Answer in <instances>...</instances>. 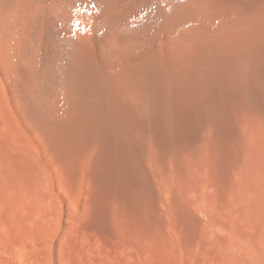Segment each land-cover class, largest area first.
<instances>
[{
	"label": "bare ground",
	"instance_id": "obj_1",
	"mask_svg": "<svg viewBox=\"0 0 264 264\" xmlns=\"http://www.w3.org/2000/svg\"><path fill=\"white\" fill-rule=\"evenodd\" d=\"M0 151L78 177L98 222L158 192L188 232L164 181L226 196L253 263L234 218L264 207V0H0Z\"/></svg>",
	"mask_w": 264,
	"mask_h": 264
},
{
	"label": "rangeland",
	"instance_id": "obj_2",
	"mask_svg": "<svg viewBox=\"0 0 264 264\" xmlns=\"http://www.w3.org/2000/svg\"><path fill=\"white\" fill-rule=\"evenodd\" d=\"M0 153V264H35L37 260L39 262L36 264H244L227 245L233 220L230 218V212L226 210V196L220 198L221 196L196 193L188 189L173 190L169 187L170 183L164 181L165 188L168 185L166 191L169 196L180 208L197 219L198 223L191 229L194 230L192 232H186L187 229L172 204L166 206L167 204L159 202L158 192L155 194L157 199L154 208L141 206L138 208L140 212L136 210L130 215L131 212L125 206L121 205V208L114 205V208L110 206L106 209L104 220L98 222L95 219L93 193L89 189L82 190V180L78 177L45 172L39 170L41 167L35 162H20L13 157L8 158L7 156H11L4 151ZM9 165H12L11 168ZM60 184L62 186H59ZM63 184L67 185V189L63 188ZM189 200L192 203L187 202ZM217 202L221 210L215 208ZM254 204H249L253 211L249 210L250 207L238 209L239 215L235 214L234 218L236 233L253 249L257 257L255 263L249 264H264V246L259 244L260 242L264 245V207L260 208L258 204ZM165 206L166 210L163 209ZM153 210L156 213L152 212ZM216 218L218 221L220 219V224H217ZM203 220L207 228L202 227ZM213 221H216V224ZM209 226L213 228L210 229ZM6 259L8 261L5 263Z\"/></svg>",
	"mask_w": 264,
	"mask_h": 264
}]
</instances>
